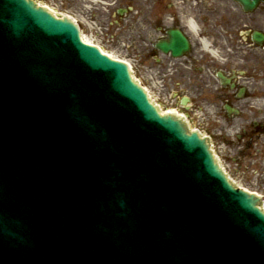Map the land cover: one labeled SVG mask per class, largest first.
I'll list each match as a JSON object with an SVG mask.
<instances>
[{"label":"water","instance_id":"95a60500","mask_svg":"<svg viewBox=\"0 0 264 264\" xmlns=\"http://www.w3.org/2000/svg\"><path fill=\"white\" fill-rule=\"evenodd\" d=\"M0 46L6 50H0L2 113H19V121L29 127L38 125L40 117L47 122L31 134L10 127L0 138V264H74L76 257L67 258L70 246L85 255L93 250L84 251L77 243L96 247L91 233H79L81 226L65 230L70 219L62 211L63 200L55 201L60 175L69 166L63 129H81L85 141H103L97 146L105 155L101 164L112 166L116 179L115 191L108 193L122 207L126 187L129 207L146 221L152 241L158 236L172 243L158 254L159 264H171L170 258L185 253L194 264H264V211L257 199L226 179L197 133L187 132L172 115L159 114L122 62L81 42L72 22L54 18L31 0H0ZM65 57L74 65L60 67ZM42 60L48 63L38 65ZM25 61L38 62L28 66ZM85 81L93 97L82 103L74 94ZM130 114L134 122H129ZM108 143L112 151L106 149ZM30 156L35 163L26 162ZM65 192L69 196L67 188ZM91 193L77 191L73 201L97 200ZM20 199L31 201L30 209ZM127 222L134 227L132 220ZM112 223L121 224L108 220L107 225L112 228ZM54 237L63 243L53 244ZM110 257L103 256L106 264H133L123 255L111 252Z\"/></svg>","mask_w":264,"mask_h":264},{"label":"flooded vegetation","instance_id":"af4514ba","mask_svg":"<svg viewBox=\"0 0 264 264\" xmlns=\"http://www.w3.org/2000/svg\"><path fill=\"white\" fill-rule=\"evenodd\" d=\"M39 1L104 27L101 38L111 37L145 81L158 80L196 128L239 149L241 167L264 160L263 4L229 13L215 0Z\"/></svg>","mask_w":264,"mask_h":264},{"label":"rangeland","instance_id":"374dc122","mask_svg":"<svg viewBox=\"0 0 264 264\" xmlns=\"http://www.w3.org/2000/svg\"><path fill=\"white\" fill-rule=\"evenodd\" d=\"M110 51H112L115 55L126 57L127 54L123 50L115 47H111V45L106 46ZM154 88H151V91L154 95L155 100H159L164 106L170 107L173 103V101H169L164 97L160 88V85L158 83L156 85H153ZM232 177L235 179L236 184L241 185L243 187L249 188L251 190H259L264 193V181L263 185H259V180H256V176L252 175L251 172H246L243 174H233Z\"/></svg>","mask_w":264,"mask_h":264},{"label":"bare ground","instance_id":"6f19581e","mask_svg":"<svg viewBox=\"0 0 264 264\" xmlns=\"http://www.w3.org/2000/svg\"><path fill=\"white\" fill-rule=\"evenodd\" d=\"M83 37V39H84V41H86V42H88V43H92L93 41H92V39L90 38V37H88L87 35H84V36H82ZM105 53H107V54H109V52H105ZM112 54V53H111ZM110 54V55H111ZM113 55V54H112ZM111 55V56H112ZM115 56V55H114ZM117 58V57H116ZM126 62V61H125ZM148 95H149V90H148ZM149 98H150V95H149ZM151 99V98H150ZM159 109V108H158ZM159 111H160V109H159ZM174 111H177L178 112V110H176V109H174ZM174 111H172V110H170V112L169 113H171L172 115H174V116H176V117H178V114L177 113H175ZM164 113H166V112H164ZM216 162V161H215ZM217 164V163H216ZM219 164L221 165V163L219 162ZM222 166V165H221ZM222 168H223V166H222ZM224 169V168H223Z\"/></svg>","mask_w":264,"mask_h":264}]
</instances>
